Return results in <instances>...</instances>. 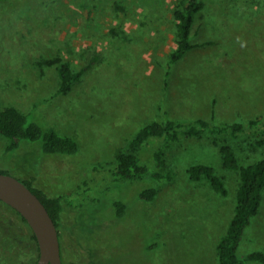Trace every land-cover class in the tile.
<instances>
[{
    "label": "rangeland",
    "instance_id": "obj_1",
    "mask_svg": "<svg viewBox=\"0 0 264 264\" xmlns=\"http://www.w3.org/2000/svg\"><path fill=\"white\" fill-rule=\"evenodd\" d=\"M181 0H0V108L18 107L45 127L77 139L75 154L48 153L42 140L8 149L0 134V167L49 196L60 197L58 227L65 264H219L218 244L236 205L237 169L226 168L221 144L240 164L264 157V0H202L182 59L175 46L173 9ZM62 56L75 70L89 65L59 92ZM242 121L238 135L181 136L166 150L170 180H116L115 152L144 124L166 117ZM149 143L143 160L155 168ZM216 168L227 193L195 163ZM156 187L154 200L139 197ZM125 203L118 216L115 201ZM23 216L0 200V264H37L40 250ZM264 250V198L238 249L239 264Z\"/></svg>",
    "mask_w": 264,
    "mask_h": 264
},
{
    "label": "trees",
    "instance_id": "obj_2",
    "mask_svg": "<svg viewBox=\"0 0 264 264\" xmlns=\"http://www.w3.org/2000/svg\"><path fill=\"white\" fill-rule=\"evenodd\" d=\"M203 6L202 0H181L173 9L175 46L170 52L169 63L179 61L196 45L191 40L192 28L196 14ZM40 63L58 66L61 80L59 92L62 93L69 92L89 67V65H85L75 70L72 62L60 55L44 58ZM257 124L264 126V120L257 117L249 121V125ZM245 128L246 124L242 121L213 123L205 117L186 120L167 116L151 120L136 131L125 147L116 150L113 175L116 180L121 182H130L136 179L170 180L174 173L168 168L165 157L166 150L172 143L180 141L181 136L202 137L208 133H227L236 136ZM0 134L9 139V150L18 148L24 139L42 140L43 147L48 153L75 154L80 149V144L75 137L62 134L53 127H45L39 122L29 120L23 111L13 105L0 108ZM155 139H160V144L153 152L155 168H151L143 160V151ZM220 148L224 166L239 171L240 183L236 193L234 213L218 244L219 264H239L241 262L238 256L239 245L251 224L252 217L259 213L264 198V157L253 163L242 165L231 144L225 142L221 144ZM0 172L7 171L0 167ZM188 172L192 179L206 178L216 191L227 193L224 178L216 172L214 166L199 162L192 164L188 168ZM23 181L45 203L59 227L63 210L61 198L49 196L44 190L35 187L31 180ZM157 193V188L151 186L142 189L139 197L145 200H154ZM114 203L118 216H122L125 212V203L122 200H116ZM25 221L27 220L25 219ZM34 237L36 238L35 234ZM247 259L264 263V250L250 252Z\"/></svg>",
    "mask_w": 264,
    "mask_h": 264
},
{
    "label": "water",
    "instance_id": "obj_3",
    "mask_svg": "<svg viewBox=\"0 0 264 264\" xmlns=\"http://www.w3.org/2000/svg\"><path fill=\"white\" fill-rule=\"evenodd\" d=\"M0 200L16 209L32 227L40 250L37 264H65L57 224L45 203L23 180L0 172Z\"/></svg>",
    "mask_w": 264,
    "mask_h": 264
},
{
    "label": "bare ground",
    "instance_id": "obj_4",
    "mask_svg": "<svg viewBox=\"0 0 264 264\" xmlns=\"http://www.w3.org/2000/svg\"><path fill=\"white\" fill-rule=\"evenodd\" d=\"M225 181V180H224Z\"/></svg>",
    "mask_w": 264,
    "mask_h": 264
}]
</instances>
